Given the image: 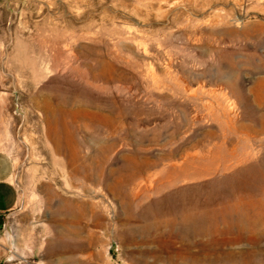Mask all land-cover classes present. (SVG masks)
I'll return each mask as SVG.
<instances>
[{
    "label": "rangeland",
    "instance_id": "obj_1",
    "mask_svg": "<svg viewBox=\"0 0 264 264\" xmlns=\"http://www.w3.org/2000/svg\"><path fill=\"white\" fill-rule=\"evenodd\" d=\"M0 152V264H264V0H0Z\"/></svg>",
    "mask_w": 264,
    "mask_h": 264
},
{
    "label": "crops",
    "instance_id": "obj_2",
    "mask_svg": "<svg viewBox=\"0 0 264 264\" xmlns=\"http://www.w3.org/2000/svg\"><path fill=\"white\" fill-rule=\"evenodd\" d=\"M17 178L15 162L7 153L0 152V243L2 250L8 246L6 227L9 218L13 220V223L16 217L17 221L25 220V217L15 213L19 200L18 190H16Z\"/></svg>",
    "mask_w": 264,
    "mask_h": 264
},
{
    "label": "water",
    "instance_id": "obj_3",
    "mask_svg": "<svg viewBox=\"0 0 264 264\" xmlns=\"http://www.w3.org/2000/svg\"><path fill=\"white\" fill-rule=\"evenodd\" d=\"M13 97H14L13 103L15 105V109L13 113H17L20 110V104L18 102V95L16 92H13Z\"/></svg>",
    "mask_w": 264,
    "mask_h": 264
},
{
    "label": "bare ground",
    "instance_id": "obj_4",
    "mask_svg": "<svg viewBox=\"0 0 264 264\" xmlns=\"http://www.w3.org/2000/svg\"><path fill=\"white\" fill-rule=\"evenodd\" d=\"M218 224H219V223H218ZM229 225H230V224H229ZM236 225H237V224H236ZM215 228H216V227H215ZM202 229H203V228H202ZM202 229H201V230H202ZM218 229H219V228H218ZM196 231L198 232V230H196ZM202 231H203V230H202ZM194 232H195V231H194ZM205 234H206V233H205ZM198 235H199V234H198ZM260 237H261V236H260ZM258 245H259V244H258Z\"/></svg>",
    "mask_w": 264,
    "mask_h": 264
},
{
    "label": "built area",
    "instance_id": "obj_5",
    "mask_svg": "<svg viewBox=\"0 0 264 264\" xmlns=\"http://www.w3.org/2000/svg\"><path fill=\"white\" fill-rule=\"evenodd\" d=\"M0 218H1V214H0Z\"/></svg>",
    "mask_w": 264,
    "mask_h": 264
}]
</instances>
